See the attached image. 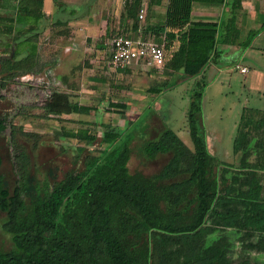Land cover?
<instances>
[{"label":"trees","instance_id":"16d2710c","mask_svg":"<svg viewBox=\"0 0 264 264\" xmlns=\"http://www.w3.org/2000/svg\"><path fill=\"white\" fill-rule=\"evenodd\" d=\"M192 1L168 0L165 21L156 27V34L165 32L164 48L169 50L165 66L190 77L215 54L214 32L189 26ZM42 7L43 0H15L13 12L0 14V35L13 38L0 42L1 87L42 70L37 45L45 17ZM125 7L128 15L137 17L141 0H128ZM174 40L179 42L175 48ZM205 85L198 78L190 89L185 116L192 147L164 124L140 143V153L148 159L167 155L160 168L149 173L128 166L136 134L129 136L106 124L99 138L88 127L63 130L64 136L85 144L98 143V153L83 158L76 154L81 166L35 185L14 123L6 115L0 117V133L10 130L18 176L10 188L0 170L2 227L11 240L9 248H0V264H264V167L235 165L207 148L198 128ZM40 108L43 116H58L88 113L94 106L53 89ZM228 229L237 234L240 247L235 257ZM250 251L261 258L251 259Z\"/></svg>","mask_w":264,"mask_h":264},{"label":"rangeland","instance_id":"374dc122","mask_svg":"<svg viewBox=\"0 0 264 264\" xmlns=\"http://www.w3.org/2000/svg\"><path fill=\"white\" fill-rule=\"evenodd\" d=\"M69 1L58 0L61 4L56 5L53 0H44L43 9L53 6L54 13H49L51 16L47 14L41 20L39 29L37 45L42 70L20 75L10 80L5 87L0 86V117L6 115L7 120L14 123L16 140L24 145L30 158L29 171L33 182L43 186L44 182L61 177L65 170L81 166L82 159L76 161L78 153L82 158L88 153H98V143L85 144L74 137L64 136L63 130L88 127L99 138L106 124L119 130L127 128L124 132L129 136L137 134V131L140 133V138L134 137L132 141L128 161L130 170L140 169L146 173L156 171L166 161L167 155L160 154L148 159L140 153L139 145L142 139L144 141L149 137L150 129H159L164 123L192 147L185 113L190 89L196 78L189 76L175 81L176 76L173 78V74H168L165 67L150 73L140 67H130L127 71L110 69L105 62L107 36L103 35L104 21L68 22L66 18H71L73 12L82 16L90 9L82 2L75 6ZM14 2L0 0V14L13 12ZM57 18L60 23L55 22ZM108 26L112 32L117 31L112 24ZM93 27L97 29L93 30ZM12 40V36L0 35V42ZM68 44L70 47L66 50ZM2 49L1 44L0 54ZM168 53L169 50L166 51ZM3 73L0 69V75ZM228 73L219 72L204 79L206 85L201 100L202 123L198 125L199 132L207 148L219 159L235 165L245 162L264 167V83L259 82L264 77L253 81L238 69H232L231 75ZM164 81L166 87H162L159 93L151 94L153 91L148 87ZM53 89L68 91L71 99L95 104L97 109L88 113L43 116L40 105ZM147 96H150V100L142 106L141 102ZM116 101H124L128 107L121 111L110 105ZM135 111L141 113L132 122ZM153 114L160 116L163 122ZM21 130L35 134L24 135ZM9 131L8 127L0 133V170L12 188L18 176L12 163ZM80 146L84 147L81 152L78 150ZM4 218L5 212L0 211L2 249L11 246L10 235L2 227ZM226 231L234 241L232 255L235 257L240 247L235 239L237 234L232 229ZM217 234L218 231L209 237ZM249 253L251 259L261 258L259 252Z\"/></svg>","mask_w":264,"mask_h":264},{"label":"crops","instance_id":"0c3cea01","mask_svg":"<svg viewBox=\"0 0 264 264\" xmlns=\"http://www.w3.org/2000/svg\"><path fill=\"white\" fill-rule=\"evenodd\" d=\"M127 1L128 0L69 1L70 3H74L75 6H79V3L82 2V4L89 6L90 9H87L82 16H77V13L75 15L73 12L72 17H67L66 19L71 23L75 21H93V23L104 21L105 26L103 35L105 37L123 32L130 36L138 35L149 40L164 41L165 32L163 31L160 34H156V27L163 25L165 21L168 0H141V5H146L144 19H140L138 16L133 18L128 15V11L125 7ZM59 4H61V2H56V5ZM91 7H93V9ZM46 8L47 9H43L45 16L47 14L51 16V14L54 13V7L51 6V9H48V7ZM55 20V22L60 23V19L57 18ZM136 20L137 27L135 28L133 22ZM190 21L189 26L194 29L201 30V32L205 33L213 31L214 34L212 37L215 39V54H211L200 73L194 76L196 79L202 78L207 80V78L219 72H229L228 75H231L232 69H238L246 78L253 81H258L259 78L264 77V0H193L191 3ZM108 24L115 26L117 31L112 32ZM96 29L93 27V30ZM190 35H192L190 37L205 38L204 34L202 36H197L195 34ZM178 43V40H174L172 47L175 48ZM69 47L70 45L68 44L65 46V49L67 50ZM164 50L165 56L162 68L165 67L168 70V74H173V78L176 76L174 79L175 81L189 77L185 76L181 70L171 71L165 66L169 54H166L167 49L164 48ZM106 51L107 59L105 62L108 66V60L111 56L108 46L106 47ZM242 66L246 67L245 71H241L240 68ZM130 67H140L142 70L149 73L151 71L157 72L162 69L147 66L141 61H138L128 64L122 69H119V71H127V68ZM180 76L181 78H179ZM261 81L264 83V79L259 80V82ZM228 82H230V80ZM166 85L167 83L165 81L159 82L157 85L148 87V89L153 91L151 94L159 93L161 88L166 87ZM156 87L160 88V90H156ZM149 100L150 96H147L145 101L141 102V105H146ZM115 103H123L125 105V107L121 108V111H124L126 107H128L124 101H116ZM111 104L112 103H110V105ZM93 106V110L97 109L95 104H93ZM116 108L118 109V106H116ZM140 113V111H135L134 120L132 122L139 118ZM153 116L158 115L153 114ZM161 122H163L162 119ZM125 129L127 128L118 130L120 133H123ZM150 131L149 137L153 136L157 129L152 128ZM136 136L137 139L141 136L138 131ZM182 140L187 146L191 147L185 139Z\"/></svg>","mask_w":264,"mask_h":264},{"label":"built area","instance_id":"2783aa9c","mask_svg":"<svg viewBox=\"0 0 264 264\" xmlns=\"http://www.w3.org/2000/svg\"><path fill=\"white\" fill-rule=\"evenodd\" d=\"M146 12V5L142 4L138 17L142 19ZM111 56L108 66L114 70L122 69L132 62L141 61L147 66L161 69L164 64V41H154L138 35H127L123 32L115 33L106 39ZM241 71L246 67L242 66Z\"/></svg>","mask_w":264,"mask_h":264}]
</instances>
